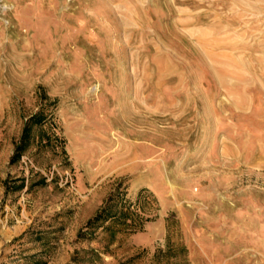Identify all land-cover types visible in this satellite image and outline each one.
<instances>
[{
  "label": "rangeland",
  "instance_id": "1",
  "mask_svg": "<svg viewBox=\"0 0 264 264\" xmlns=\"http://www.w3.org/2000/svg\"><path fill=\"white\" fill-rule=\"evenodd\" d=\"M42 108L48 145L10 165ZM117 185L141 231L77 239ZM168 241L264 264V0H0V264H162Z\"/></svg>",
  "mask_w": 264,
  "mask_h": 264
},
{
  "label": "trees",
  "instance_id": "2",
  "mask_svg": "<svg viewBox=\"0 0 264 264\" xmlns=\"http://www.w3.org/2000/svg\"><path fill=\"white\" fill-rule=\"evenodd\" d=\"M45 123V114L43 108L38 112L31 115L24 121L20 136L14 145L13 154L9 159L10 165H15L19 162L24 153L28 151L31 145L45 146L48 145L49 139L43 128ZM45 179L38 180L36 185H44ZM6 192H18L25 186L24 178L15 179L13 186L6 180L4 182ZM32 184L30 185V187ZM122 194L120 192V186L114 187L113 191L104 199L102 205L96 210L93 216H91L85 223V225L78 231L77 239H90L94 235L95 231L102 228L107 231H111L113 228L124 229L127 231H141V227L133 220H129L131 216L127 209H123L121 205ZM115 230L112 231L111 237L114 236ZM45 236L42 233L36 235V242L43 243ZM186 248L180 244L170 243L166 244L164 251H158L154 255L156 261L163 260L162 264H189L185 258ZM179 255H183L181 258ZM31 256L30 258H34ZM133 258L127 260L126 263H131ZM39 263V262H36Z\"/></svg>",
  "mask_w": 264,
  "mask_h": 264
}]
</instances>
